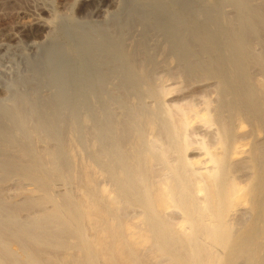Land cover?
Instances as JSON below:
<instances>
[{"label":"bare ground","instance_id":"obj_1","mask_svg":"<svg viewBox=\"0 0 264 264\" xmlns=\"http://www.w3.org/2000/svg\"><path fill=\"white\" fill-rule=\"evenodd\" d=\"M50 1L4 2L0 264H264V0Z\"/></svg>","mask_w":264,"mask_h":264},{"label":"rangeland","instance_id":"obj_2","mask_svg":"<svg viewBox=\"0 0 264 264\" xmlns=\"http://www.w3.org/2000/svg\"><path fill=\"white\" fill-rule=\"evenodd\" d=\"M0 1H3V3H1V4H3V5H0V13L2 12L3 13V11H7L8 13L10 12V10H11V8L8 6L7 7V10H6V5L4 4V2L6 1V0H0ZM256 1H258V0H256ZM74 2V0H63L62 1V4H63V6H64V9H62V11L63 12H65V11H67L66 9L67 8H70V6H71V4ZM115 2H116V0H115ZM254 3H255V1H254ZM52 4H54V3H52L50 0H46V6H47V9H49L50 7H52ZM68 5V6H66V5ZM1 6H3V8L4 9H2V7ZM5 6V7H4ZM9 8V9H8ZM30 8V7H29ZM32 9V8H31ZM231 8L230 7H226V8H224L223 10H225V13H227V11L229 10L230 12H231V10H230ZM227 10V11H226ZM109 11H111V8H109ZM30 12V11H29ZM229 12V13H230ZM31 13V12H30ZM106 13V14H105ZM107 13L108 12H106V11H104V12H102V14L100 15V17L98 18V20H100V19H103L106 15H107ZM18 14H15V13H9V14H0V37H13L12 35H7V32H10V31H14V30H16V28H17V20H18V17H20V16H17ZM24 16V18H22L21 20H23V19H29V15L28 14H25V15H23ZM41 16H44V17H47L48 16V14H47V12H45V11H42V13H41ZM31 19V18H30ZM201 19V18H200ZM45 31H47V29L45 30L44 29V32ZM36 38V40L35 41H37V42H41L42 41V39H44L43 38V36H41V35H38V36H36L35 37ZM11 42H13V41H11ZM14 43V42H13ZM15 44V43H14ZM17 44H21L20 42H18ZM12 50V49H11ZM10 51V50H9ZM28 53H31V51H27ZM3 53H6V51H2L1 52V54H3ZM8 53V55L11 57V56H13L10 52H7ZM17 53V52H16ZM26 54V53H25ZM7 54H6V56H8ZM0 63H2V64H4V66L2 65L1 66V64H0V76H1V74L3 73H9V71L7 70L10 66H13V64H11V62H7V61H5V62H0ZM6 63V64H5ZM11 64V65H10ZM7 65H8V67H7ZM10 65V66H9ZM1 67H3V68H1ZM5 71V72H2V71ZM10 70H12V68L10 69ZM191 88V87H190ZM185 90V89H184ZM181 91V92H179V93H182V94H187V95H189L190 93L189 92H186V91ZM186 90H189V89H186ZM58 184H60V183H56L55 185H57L56 187H55V185H54V189L56 188V193H57V191H63V186L61 185V186H59ZM61 188V189H60ZM57 189H59V190H57Z\"/></svg>","mask_w":264,"mask_h":264}]
</instances>
